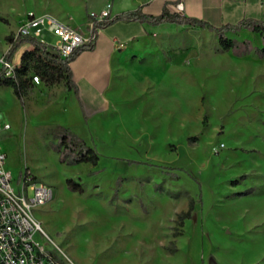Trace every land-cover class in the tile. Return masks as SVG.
I'll return each mask as SVG.
<instances>
[{
  "label": "rangeland",
  "instance_id": "obj_1",
  "mask_svg": "<svg viewBox=\"0 0 264 264\" xmlns=\"http://www.w3.org/2000/svg\"><path fill=\"white\" fill-rule=\"evenodd\" d=\"M101 1L0 0V53L31 11L86 36L89 10L99 11ZM225 36L237 48L224 51L218 35L203 28L158 31L146 53L134 56L136 67L116 80L114 105L96 116L85 117L63 84L38 81L23 99L0 84V121L10 125L0 131V150L17 192L26 173L53 189L34 214L36 239L58 259L264 264V38L251 31ZM28 48L17 51L15 63ZM59 128L93 148L98 165L63 161ZM189 198L195 210L179 229Z\"/></svg>",
  "mask_w": 264,
  "mask_h": 264
},
{
  "label": "crops",
  "instance_id": "obj_2",
  "mask_svg": "<svg viewBox=\"0 0 264 264\" xmlns=\"http://www.w3.org/2000/svg\"><path fill=\"white\" fill-rule=\"evenodd\" d=\"M183 1L184 10L181 16L197 19L217 28L236 25L245 19L264 21V0ZM108 3L112 4V17L138 9L144 14L158 16L165 9L175 13L176 0H102L101 9L99 11L90 9L89 13L100 12ZM84 4L88 7L87 2ZM63 17L60 18L64 19ZM167 27L187 26L175 24L152 26L135 21H119L99 30L95 48L92 51L82 52L70 65L73 80L79 88L78 98L73 91L65 87L68 96L77 100L85 117L103 114L114 105L109 95L116 80L136 67L139 59H134V56L146 53L147 40ZM246 31L248 30L226 34L231 37Z\"/></svg>",
  "mask_w": 264,
  "mask_h": 264
},
{
  "label": "built area",
  "instance_id": "obj_3",
  "mask_svg": "<svg viewBox=\"0 0 264 264\" xmlns=\"http://www.w3.org/2000/svg\"><path fill=\"white\" fill-rule=\"evenodd\" d=\"M111 8L112 4L108 3L100 12L90 13L91 32L86 36L51 14L31 11L19 25L13 42L19 37H31L50 46L65 59L74 50L89 44L95 38L92 35V20L112 18ZM183 10L184 1L176 0L175 13L181 15ZM43 35L54 38L55 42L49 44ZM13 42L9 43L4 53H0V73L16 81L17 70L21 65L15 63L17 53L12 60L6 58ZM27 46V50L31 49ZM38 81V78L34 79V83ZM9 129V124L3 125L0 121V131ZM6 158V154L0 150V264H65L36 239L40 232V223L34 210L52 199L53 189L46 185L38 186L34 177L26 173L22 179V188L17 192L13 186V174L6 167Z\"/></svg>",
  "mask_w": 264,
  "mask_h": 264
},
{
  "label": "trees",
  "instance_id": "obj_4",
  "mask_svg": "<svg viewBox=\"0 0 264 264\" xmlns=\"http://www.w3.org/2000/svg\"><path fill=\"white\" fill-rule=\"evenodd\" d=\"M119 21H135L139 23H147L152 26L175 24L177 26L205 28L209 32L218 35L219 44L224 51H230L237 48V44L225 36L227 32L236 33L242 30H248L258 33L264 38V21L245 19L236 25H227L217 28L197 19L187 18L177 13H171L167 9L158 16L144 14L141 9H138L102 21L92 20V35L95 36V38L89 44H85L74 50L73 53L65 59H63L59 53L54 52L50 46L42 44L34 38L19 37L13 42V36L9 37L8 39L10 43L13 42V44L6 54L8 60H12L17 51L24 45H29L31 49L26 50L22 55L21 65L17 70V80L15 81L6 78L3 73H0V84L11 87L16 96L19 99H23L28 95L30 88L33 86L34 79L38 78L47 87L63 83L67 90L73 91L78 98L79 88L73 80V74L70 67L71 63L75 61L82 52L92 51L95 48V42L99 30ZM248 50L249 48L247 51ZM261 53L264 54V49ZM204 125H206V118L204 120ZM56 137L59 138V143L57 145L58 152H61V149L64 152L63 154L61 153V158L62 156L64 158L62 159L63 161L69 160L68 163L70 164L87 163L93 166L98 165L100 161L98 153L93 148L88 147L82 139L72 135L69 129L59 128ZM70 155H72L71 159L68 158ZM71 184L72 182L68 181V186L73 190H77ZM194 210L195 201L193 198H189L187 211L178 215L177 224L179 229L184 226L186 220L192 219ZM181 234L182 232L180 230H176L174 237H178ZM167 249L171 254L177 252V248L174 244Z\"/></svg>",
  "mask_w": 264,
  "mask_h": 264
}]
</instances>
